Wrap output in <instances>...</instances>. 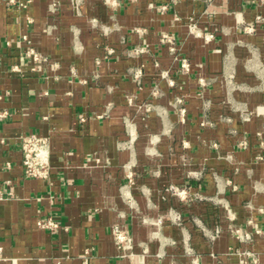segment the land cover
Masks as SVG:
<instances>
[{
    "label": "crops",
    "instance_id": "crops-1",
    "mask_svg": "<svg viewBox=\"0 0 264 264\" xmlns=\"http://www.w3.org/2000/svg\"><path fill=\"white\" fill-rule=\"evenodd\" d=\"M19 2L0 0L2 264H264V0ZM32 133L48 177L24 173Z\"/></svg>",
    "mask_w": 264,
    "mask_h": 264
},
{
    "label": "built area",
    "instance_id": "built-area-1",
    "mask_svg": "<svg viewBox=\"0 0 264 264\" xmlns=\"http://www.w3.org/2000/svg\"><path fill=\"white\" fill-rule=\"evenodd\" d=\"M11 3L18 5L22 4L19 0H10ZM106 2L114 3L116 0H106ZM167 5L164 7L166 8ZM247 30H250L252 26L245 25ZM162 42L166 44L171 51L176 50V41L173 35L164 34L162 37ZM144 47H137L135 51L137 53L143 52ZM183 67L187 68L189 63L186 58L182 59ZM181 113L184 114L186 112L185 106L180 109ZM0 142H4V139L0 138ZM49 138L46 136H41L37 134H29L22 138V155H23V168L26 176L32 177H48L50 172V161H49ZM169 191L178 194L179 196L186 197L187 190L185 188H180L177 185L171 184L168 188ZM127 196L130 202L134 203L133 195L127 191ZM175 219H180L181 216L173 214ZM40 225H44V223L39 222ZM50 227H55L57 224L53 221H48L47 223ZM238 230V229H236ZM114 236L116 240L120 243H124L127 247H130V243L132 241L131 236L127 233V231L120 225L114 226ZM215 232H218L216 229ZM240 237L244 240H248L251 238V234L249 232L240 231ZM251 254L250 252L243 253V257L240 260V264H260L257 256H252L251 259H247L246 256ZM3 249L0 246V264L3 263L4 260Z\"/></svg>",
    "mask_w": 264,
    "mask_h": 264
},
{
    "label": "rangeland",
    "instance_id": "rangeland-1",
    "mask_svg": "<svg viewBox=\"0 0 264 264\" xmlns=\"http://www.w3.org/2000/svg\"><path fill=\"white\" fill-rule=\"evenodd\" d=\"M206 120V119H205ZM205 120L203 121V123L205 122ZM206 121H209V120H206ZM190 176H191V178L192 179H194V180H198V179H200V178H202V176H201V174H200V172L199 171H196V172H192L191 174H190ZM228 183L229 184H234L230 179H228ZM181 188V187H180ZM175 194V193H174ZM176 195H178V194H176ZM179 196V195H178ZM179 197H181V198H183V199H190V197L192 198V199H196V198H199L200 197V195H199V192H197V191H194V192H191V195H190V193L188 194H186V197H182V196H179ZM168 213H167V215H170V216H173V214H176V215H179V216H181V213L179 212V211H177L176 209H169L168 211H167ZM173 218H174V216H173ZM175 219V218H174ZM176 221H180V219H175ZM159 223L160 224H162V219L160 218L159 219ZM134 246V243H133V240L131 241V243H130V247H133Z\"/></svg>",
    "mask_w": 264,
    "mask_h": 264
}]
</instances>
